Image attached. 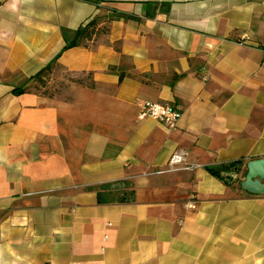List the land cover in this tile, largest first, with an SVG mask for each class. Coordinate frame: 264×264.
Returning <instances> with one entry per match:
<instances>
[{
    "label": "crops",
    "instance_id": "0c3cea01",
    "mask_svg": "<svg viewBox=\"0 0 264 264\" xmlns=\"http://www.w3.org/2000/svg\"><path fill=\"white\" fill-rule=\"evenodd\" d=\"M55 60L90 76L73 102L13 94ZM176 150L200 167L155 174ZM260 158L264 0H0V264H264V195L240 183ZM238 161L234 184L208 171Z\"/></svg>",
    "mask_w": 264,
    "mask_h": 264
},
{
    "label": "trees",
    "instance_id": "16d2710c",
    "mask_svg": "<svg viewBox=\"0 0 264 264\" xmlns=\"http://www.w3.org/2000/svg\"><path fill=\"white\" fill-rule=\"evenodd\" d=\"M109 29L107 26H100L97 19L90 21L83 27H81L75 34V37L71 41H67L64 50L66 51L70 48L77 46H87L89 42L94 40L97 36L103 33H108ZM54 66H59L55 60L48 66L41 69L37 74H35L31 79L28 85L24 87L15 88L13 94L16 96L25 94V93H36L41 94L38 91L39 86H45L49 73L53 70ZM43 95V94H41ZM244 164L243 161L234 162L223 166L221 168H208V171L215 177L224 180L228 185L234 184L238 181L236 176L240 173V167ZM233 171V174H232ZM241 183V182H240ZM100 202L105 201L100 196Z\"/></svg>",
    "mask_w": 264,
    "mask_h": 264
},
{
    "label": "built area",
    "instance_id": "2783aa9c",
    "mask_svg": "<svg viewBox=\"0 0 264 264\" xmlns=\"http://www.w3.org/2000/svg\"><path fill=\"white\" fill-rule=\"evenodd\" d=\"M140 108L139 119L152 118L169 129L177 128L182 111L180 108L168 102H151L141 100L138 102ZM200 166L189 161V153L184 150H176L170 157L165 168L157 170L155 174H169L180 171H194Z\"/></svg>",
    "mask_w": 264,
    "mask_h": 264
},
{
    "label": "rangeland",
    "instance_id": "374dc122",
    "mask_svg": "<svg viewBox=\"0 0 264 264\" xmlns=\"http://www.w3.org/2000/svg\"><path fill=\"white\" fill-rule=\"evenodd\" d=\"M75 84H91L90 76H76L60 66H54L46 85L39 86L38 91L48 98H65L73 102Z\"/></svg>",
    "mask_w": 264,
    "mask_h": 264
},
{
    "label": "water",
    "instance_id": "95a60500",
    "mask_svg": "<svg viewBox=\"0 0 264 264\" xmlns=\"http://www.w3.org/2000/svg\"><path fill=\"white\" fill-rule=\"evenodd\" d=\"M246 169L242 188L252 194L264 195V158L249 161Z\"/></svg>",
    "mask_w": 264,
    "mask_h": 264
}]
</instances>
